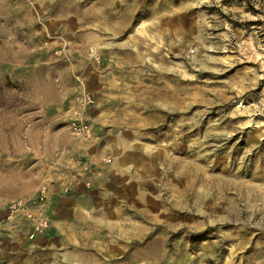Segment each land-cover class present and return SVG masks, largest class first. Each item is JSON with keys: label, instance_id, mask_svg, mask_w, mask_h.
<instances>
[{"label": "rangeland", "instance_id": "rangeland-1", "mask_svg": "<svg viewBox=\"0 0 264 264\" xmlns=\"http://www.w3.org/2000/svg\"><path fill=\"white\" fill-rule=\"evenodd\" d=\"M83 92L87 139L71 134ZM95 127L99 161L56 145ZM103 165L118 209L88 262L264 264V0H0V221L17 199L44 216Z\"/></svg>", "mask_w": 264, "mask_h": 264}, {"label": "crops", "instance_id": "crops-1", "mask_svg": "<svg viewBox=\"0 0 264 264\" xmlns=\"http://www.w3.org/2000/svg\"><path fill=\"white\" fill-rule=\"evenodd\" d=\"M105 69L98 74L89 72L85 82L87 91L92 93L97 101L92 119L96 110H103L99 109V106L110 99L109 91L113 85L110 75L103 74ZM52 127L50 124L45 129L53 132ZM101 130L106 131L103 128ZM98 131L99 128L95 127V137L90 141H75L67 138V130H59L54 133L56 145L59 148H68L67 153L71 156L95 153V159L99 161V154L93 150V146L96 142L102 139L107 141V138L111 137ZM48 134V137H51V133ZM99 168L96 173H84L86 179L92 181L91 188H85L80 182L81 177L74 181V187L68 194L62 195L61 188H54L58 194L49 197L46 205L39 206V212L50 219L49 227L45 231L34 233L31 222L24 217L20 220L9 221L6 218L0 221V264H93L88 262L93 258H88L85 251H93L95 248L87 244H98L95 238L96 229L103 227L99 231L101 232L107 226L110 227L118 209L115 198L118 176L115 168L112 165ZM76 171L79 172L74 166L64 170L61 176L65 181L59 184L69 181V174Z\"/></svg>", "mask_w": 264, "mask_h": 264}, {"label": "built area", "instance_id": "built-area-1", "mask_svg": "<svg viewBox=\"0 0 264 264\" xmlns=\"http://www.w3.org/2000/svg\"><path fill=\"white\" fill-rule=\"evenodd\" d=\"M193 51H191L192 53ZM93 105V99L86 92H83L79 99L78 110L75 112L76 122L71 126V134L76 138L87 139L91 136V128L86 121V114L88 109ZM90 184L86 183V187ZM48 193L45 188L40 190V201L47 199ZM22 214L24 219L32 224V230L34 233L45 231L49 227V220L44 217L35 216L31 210L28 209L27 204L22 199H17L8 207L7 219H11L14 216Z\"/></svg>", "mask_w": 264, "mask_h": 264}]
</instances>
